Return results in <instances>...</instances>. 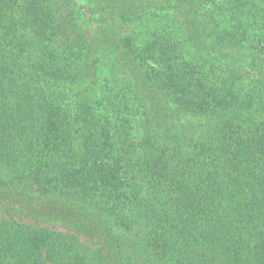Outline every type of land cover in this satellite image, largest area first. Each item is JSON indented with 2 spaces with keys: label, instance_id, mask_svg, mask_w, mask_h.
I'll return each mask as SVG.
<instances>
[{
  "label": "trees",
  "instance_id": "obj_1",
  "mask_svg": "<svg viewBox=\"0 0 264 264\" xmlns=\"http://www.w3.org/2000/svg\"><path fill=\"white\" fill-rule=\"evenodd\" d=\"M0 264H264V0H0Z\"/></svg>",
  "mask_w": 264,
  "mask_h": 264
}]
</instances>
